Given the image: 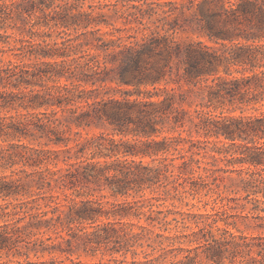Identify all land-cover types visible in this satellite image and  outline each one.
<instances>
[{"label":"trees","instance_id":"1","mask_svg":"<svg viewBox=\"0 0 264 264\" xmlns=\"http://www.w3.org/2000/svg\"><path fill=\"white\" fill-rule=\"evenodd\" d=\"M0 199V264H264V0H0Z\"/></svg>","mask_w":264,"mask_h":264},{"label":"rangeland","instance_id":"2","mask_svg":"<svg viewBox=\"0 0 264 264\" xmlns=\"http://www.w3.org/2000/svg\"><path fill=\"white\" fill-rule=\"evenodd\" d=\"M175 1H180V0H175ZM117 25H121V23H117ZM107 29V28H105ZM195 38V36H193ZM123 88H130L132 89V87H123ZM258 106V105H257ZM260 109H263V106L260 107ZM24 110H22L21 112H23ZM11 114H14V112H12ZM234 114H239V111H236L234 112ZM245 115H253V114H258V110H254L253 108H250L248 110H246L244 112ZM183 135H187L186 132H183ZM191 135L196 138L198 136H196V133L194 131H192ZM145 161H150L149 158H145ZM220 165H222V163H220ZM8 172H6L7 174ZM234 176V174H233ZM104 193L107 195V197L103 198L101 201L102 203H106V202H111L114 200V198L108 196L107 192L104 191ZM229 195L230 196H238L240 195V193L238 194H235L233 192H229ZM146 196H150L149 194H147ZM184 200H187L189 203L187 205L184 204V202H179L177 200H172V199H169V198H160V200L158 201H155V203L157 204H160L158 208H161V209H168V208H171L173 210H181V211H190V212H194V213H204V212H211V206L210 204L206 205V206H203L202 202H197L196 199H192V198H186ZM6 201L4 200H1L0 199V204H5ZM155 208H157L155 206ZM105 220V219H103ZM237 221V229L236 228H233L231 226L230 227V230L235 232V233H245V234H258V233H264V229H257V228H254V221H252L251 219H248V220H245V219H236ZM132 222H136L135 219L132 220ZM140 222H144L143 220H141ZM218 226H224V224L219 221L217 223ZM87 226V229H90V227L88 225ZM190 226L191 227H194V225L192 223H190ZM157 230V229H156ZM48 235H50L52 237V239L54 240V242L57 241V239L54 238V234L53 233H46L43 235V237H47ZM70 258L72 259H77V255H72V256H69ZM100 258V255L98 254L97 256L95 257H89V256H84V255H81L78 259L82 260V261H85V262H88V263H93V262H96L98 259ZM106 258V256H105ZM104 258V259H105ZM30 259L31 260H37V261H52L54 260V263H50V264H69L70 261L68 258H66V255L64 254H59L57 252H53V253H45L39 257H36L34 256L33 254L30 255Z\"/></svg>","mask_w":264,"mask_h":264}]
</instances>
